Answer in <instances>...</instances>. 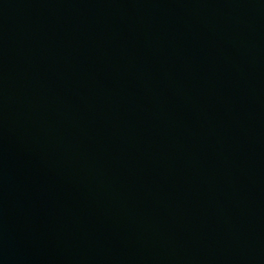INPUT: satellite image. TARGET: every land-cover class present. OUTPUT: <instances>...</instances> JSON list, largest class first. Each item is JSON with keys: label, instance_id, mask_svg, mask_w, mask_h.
<instances>
[{"label": "water", "instance_id": "95a60500", "mask_svg": "<svg viewBox=\"0 0 264 264\" xmlns=\"http://www.w3.org/2000/svg\"><path fill=\"white\" fill-rule=\"evenodd\" d=\"M0 264H264V0H0Z\"/></svg>", "mask_w": 264, "mask_h": 264}]
</instances>
